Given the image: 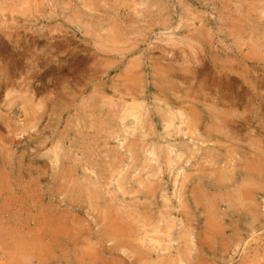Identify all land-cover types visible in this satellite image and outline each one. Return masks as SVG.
<instances>
[{
  "label": "rangeland",
  "instance_id": "374dc122",
  "mask_svg": "<svg viewBox=\"0 0 264 264\" xmlns=\"http://www.w3.org/2000/svg\"><path fill=\"white\" fill-rule=\"evenodd\" d=\"M263 98L264 0H0V264H264Z\"/></svg>",
  "mask_w": 264,
  "mask_h": 264
},
{
  "label": "bare ground",
  "instance_id": "6f19581e",
  "mask_svg": "<svg viewBox=\"0 0 264 264\" xmlns=\"http://www.w3.org/2000/svg\"><path fill=\"white\" fill-rule=\"evenodd\" d=\"M171 66H172V65H171ZM168 67H169V66H168ZM169 68L172 69L171 67H169ZM173 71H174V70H173ZM180 71H181V70H180ZM165 72H166V71H165ZM175 72H176V70H175ZM230 72H231V71H230ZM161 74H162V73H161ZM166 74H167V73H166ZM166 74H165V75H166ZM170 74H171V73H170ZM177 74H178V73H177ZM235 74H236V73H235ZM163 75H164V73H163ZM172 75H173V73H172L170 76H172ZM178 75H179V74H178ZM180 75H181V74H180ZM236 75H237V74H236ZM239 75H240V74H239ZM170 76H169V78H168L167 76H165V77L168 78V79H167L168 81L171 80V79H172V80L175 79L173 76H172L173 78H171ZM176 76H177V75H176ZM181 76L183 77V75H181ZM181 76H179V77H181ZM184 76H185V75H184ZM237 76H238V75H237ZM157 77H159V74H158ZM163 77H164V76H163ZM182 77H181V78H182ZM239 77H240L241 80H244V79H245V78H244V79L241 78L242 75H240ZM181 78H180V79H181ZM184 78H185V77H183V79H184ZM225 78H226V77H225ZM225 78H224V79H225ZM236 79H237V78H236ZM165 80H166V79H165ZM221 80H222V79H221ZM246 80H247V79H246ZM251 80H252V78H251ZM157 81H158V80H157ZM224 81H225V80H224ZM158 82L160 83V81H158ZM162 82H163V81H162ZM165 82H166V81H165ZM242 82L245 84L244 81H242ZM246 82H247V81H246ZM130 83H131V82H130ZM167 83H169L168 85H170V81L167 82ZM167 83H166V84H167ZM171 83H172V81H171ZM220 83H221V82H220ZM247 83H248V82H247ZM261 83H262V82H261ZM124 84H125V83H124ZM262 84H263V83H262ZM262 84H261V85H262ZM130 85H131V84H130ZM138 85H139V84H138ZM161 85H163V84L161 83ZM219 85H220V84H219ZM241 85H242V84H241ZM254 85H255V83H254ZM125 86H126V85H125ZM247 86H248V85H247ZM255 86H256V85H255ZM257 86L260 87L259 85H257ZM257 86H256V87H257ZM262 86H263V85H262ZM250 87H251V86H250ZM256 87H255V88H256ZM124 88H126V87H124ZM135 88H136V86H135ZM158 88H159V87H158ZM164 88H165V87H164ZM247 88H248V87H247ZM136 89H137V88H136ZM167 89H169L168 86H167ZM222 89H223V87H222ZM257 89H259V88H257ZM132 90H133V89H132ZM159 90H161V88H159ZM128 91H129V90H128ZM128 91H127V92H128ZM162 91H164V93H165L166 88H165L164 90H163V88H162ZM162 91H161V92H162ZM169 91L171 92V90H169ZM169 91L167 90L166 92L169 93ZM259 91H260V90H259ZM115 93H116V92H115ZM252 93H253V92H252ZM259 93H260V92H259ZM135 94H136V93H135ZM135 94H134V95H135ZM169 94L171 95V93H169ZM169 94H168V95H169ZM254 94H255V93H254ZM257 94H258V93H257ZM117 95H120V94L118 93ZM160 95H161V94H160ZM170 95H169V97H170ZM259 95H260V94H259ZM125 96H126V95H125ZM131 96H133V94H132ZM172 96H173V95H171V99L173 98ZM174 96H175V95H174ZM255 96H256V94H255ZM257 96H258V95H257ZM260 96H261V95H260ZM110 97H111V96H110ZM115 97H116V96H115ZM127 97H129V96H127ZM134 97H135V96H134ZM179 97H180V96H178L177 99H178ZM236 97H237V96H236ZM120 98H121V96H120ZM124 98H125V97H124ZM129 98H130V97H129ZM181 98H182V96H181ZM181 98H180V99H181ZM185 98H188V97H185ZM199 98H200V97H199ZM238 98H239V97H238ZM255 98H257V97H255ZM255 98H253V99L255 100ZM258 98H259V97H258ZM122 99H123V98H122ZM135 99H136V98H135ZM160 99H161V98H159V100H160ZM173 99H174V98H173ZM175 99H176V97H175ZM175 99H174V100H175ZM177 99H176V100H177ZM180 99L177 100L178 103H182L183 100H184V99H181L182 102H179ZM193 99H194V98H193ZM195 99H196V97H195ZM263 99H264V98H263ZM123 100H124V99H123ZM162 100L165 101V99H162ZM168 100H170V98H169ZM188 100H189V99H188ZM188 100H187V101H188ZM254 100H253V101H254ZM124 101H125V100H124ZM130 101H131V100H130ZM132 101H133V100H132ZM137 101H138V100H137ZM153 101H157V100H153ZM160 101H161V100H160ZM160 101L157 102V103L160 104ZM189 101L192 102V98H191ZM195 101H196V100H195ZM224 101H225V99H224ZM99 102H100V101H99ZM122 102H123V101H122ZM171 102H172V101H171ZM258 102H259V101H258ZM101 103H102V102H101ZM137 103H139V102H137ZM149 103H150V102H149ZM155 103H156V102H155ZM168 103H169V102H168ZM178 103L175 102V104H178ZM186 103H187V102H186ZM189 103H190V102H189ZM195 103H196V102H195ZM255 103H256V102H255ZM111 104H112V103H111ZM122 104H123V103H122ZM133 104H136V103L134 102ZM144 104H145V103H144ZM147 104H148V103H147ZM152 104H154V103H152ZM159 104H158V105H159ZM169 104H171V103H169ZM182 104H184V103H182ZM201 104H202V103H201ZM221 104H222V103H221ZM82 105H83V104H82ZM116 105H117V104H116ZM118 105H120V104H118ZM173 105H174V102H173ZM187 105H188V104H187ZM190 105H191V104H190ZM95 106H96V105H95ZM123 106H126V108L128 107L127 105H123ZM132 106H133V105H132ZM132 106H131L130 108H132ZM152 106H153V105H152ZM178 106H179V105H178ZM188 106H189V105H188ZM188 106H187V107H188ZM193 106L197 107L198 105L196 106V105L193 104ZM204 106H206V105H204ZM257 106H258V105H257ZM260 106H261V103H260ZM106 107H107V106H106ZM118 107H119V106H118ZM120 107H121V105H120ZM120 107H119V109H120ZM157 107H158V106H157ZM179 107H180V106H179ZM191 107H192V105H191ZM198 107H199V106H198ZM82 108H84V107H82ZM108 108H109V107H108ZM144 108H146V106H145ZM185 108H186V107H185ZM207 108H210V107H207ZM112 109H113V108H112ZM123 109H124V108L122 107L121 110L123 111ZM175 109H176V107H175ZM189 109H190V107H189ZM195 109H196V108H195ZM259 109H260V108H259ZM82 110H83V109H82ZM106 110H107V108H106ZM106 110H105V111H106ZM109 110H110V109H109ZM114 110H115V109H114ZM114 110H112V111H114ZM124 110H125V109H124ZM134 110H135V109H134ZM160 110H161V109H160ZM190 110H191V109H190ZM202 110H203V109H202ZM125 111H126V110H125ZM127 111H128V110H127ZM196 111L198 112V110H196ZM261 111H262V110H261ZM117 112H119V110H117ZM163 112H164V111H163ZM181 112H182V111H181ZM181 112H180V114H181ZM213 112H214V111H213ZM111 113H113V112H111ZM124 113H125V112H123V114H124ZM187 113H190L189 110L187 111ZM187 113H185V115H186ZM191 113H192V112H191ZM119 114H120V113H119ZM133 114H134V112H133V110L131 109V111H129V114H128L127 116H129V115L132 116ZM162 114H163V113H162ZM178 114H179V113H178ZM83 115H84V114H83ZM117 115H118V114H117ZM141 115H142V113H141ZM201 115H202V114H201ZM114 116H115V115H114ZM114 116H113V118H114ZM118 116H119V115H118ZM122 116H123V115H122ZM151 116H153V115L151 114ZM172 116H173V114H172ZM175 116H176V115H175ZM187 116H188V115H187ZM198 116H199V115H198ZM260 116H261V115H260ZM263 116H264V115H263ZM78 117H79V116H78ZM80 117H81V116H80ZM86 117H88V116H86ZM86 117L84 116V118H82V117H81V118H82V120L85 121V119H89V118H86ZM109 117H111V115H110ZM109 117H107V118H109ZM116 117H117V116H116ZM173 117H174V116H173ZM192 117H194V115H193ZM133 118H134V117H133ZM135 118H138V119H139V116H136ZM189 118H191V117H189ZM210 118H211V117H210ZM191 119H192V118H191ZM200 119H201V118H200ZM82 120H81V121H82ZM93 120H95V119H93ZM114 120H115V119H114ZM118 120H119V119H118ZM118 120H117V121H118ZM124 120H125V117H123V118L121 119V121H124ZM156 120H157V119H156ZM194 120H195V119H194ZM197 120H199V119H197ZM96 121H97V120H95V121H93V122L96 123ZM139 121H140V120H139ZM165 121H166V120H165ZM86 122H89V121L86 120ZM86 122H84V124L81 123V125L85 126V123H86ZM90 122H91V120H90ZM124 122H126V121H124ZM172 122H173V121H171V123H170L169 125H167V127H166V129H165L166 131L172 126ZM176 122H177V121H176ZM182 122H183V120H182ZM113 123H116V122L113 121ZM121 123H123V122H120V124H121ZM146 123H147V122H146ZM154 123H155V121H154ZM164 123H165V122H164ZM229 123H230V122H229ZM87 124H88V123H87ZM110 124L113 125L112 123H110ZM176 124H177V123H176ZM182 124H183V123H182ZM187 124H188V123H187ZM189 124H190V123H189ZM217 124H218V123H217ZM227 124H228V123H227ZM230 124H231V123H230ZM94 125H95V124H94ZM183 125H184V124H183ZM228 125H229V124H228ZM88 126H89V125H88ZM114 126H115V125H114ZM114 126H113V128H114ZM119 126H120V125H119ZM121 126H123V125H121ZM177 126H178V125H177ZM188 126H189L190 128H192V125H191V126L188 125ZM188 126L186 125L185 127H188ZM197 126H198V125H197ZM220 126L222 127V125H220ZM86 127H87V126H86ZM111 127H112V126H111ZM117 127H118V126H117ZM130 127H131V126H130ZM158 127H159V126H158ZM230 127H231V126H230ZM90 128H92V127L90 126ZM93 128L97 129V127H95V126H93ZM113 128H112V129H113ZM115 128H116V127H115ZM120 128H121V127H120ZM140 128H141V127H140ZM78 129H79V127H78ZM107 129L110 130L111 128H110V129L107 128ZM126 129H127V128H126ZM126 129H122V128H121V131L124 130V132H126V131H125ZM130 129H131V128H130ZM130 129H129V130H130ZM182 129H183V128H182ZM188 129H189V128H188ZM83 130H84V129H83ZM85 130H86V128H85ZM87 130H88V127H87ZM87 130H86V132H87ZM129 130H128V131H129ZM141 130L143 131V129H141ZM177 130H178V128H177ZM211 130H212V129H211ZM78 131L80 132L81 130H78ZM89 131L91 132V130H89ZM97 131H99V130H96V132H97ZM115 131H116V130H115ZM119 131H120V129H119ZM131 131H132V130H131ZM131 131L128 132V133H132V135H133V132H131ZM136 131H137V130H136ZM142 131H141V133H142ZM181 131H182V130H181ZM183 131H184V129H183ZM188 131H192V129H189ZM79 132H78V133H79ZM81 132H82V131H81ZM81 132H80V134H81ZM110 132L114 134V130H113V132H112V131H110ZM124 132H120V133H123V134H124ZM139 132H140V131H139ZM83 133H85V132L83 131ZM135 133H136V132H135ZM141 133H139V134H141ZM174 133H176V132L174 131ZM177 133H178V131H177ZM216 133H217V132H216ZM88 134H89V133H88ZM102 134H103V133H102ZM104 134H105V133H104ZM104 134H103V135H104ZM106 134H107V133H106ZM106 134H105V138H106L107 136H109V135H106ZM108 134H109V132H108ZM185 134H186V133H185ZM85 135H86V134H84V137H85ZM93 135H94V134H93ZM97 135H98V134H97ZM100 135H101V134H100ZM103 135H102V136H103ZM117 135H118V134H117ZM121 135H122V134H120V136H121ZM124 135H127V134H124ZM124 135H123V136H124ZM145 135H146V134H145ZM158 135H159V132H158ZM163 135H164V134H163ZM192 135H193V134H192ZM213 135H214V134H213ZM82 136H83V135H82ZM98 136H99V135H98ZM102 136L100 137V139L102 138ZM113 136H114V135H113ZM115 136H116V135H115ZM120 136H119V138L121 139ZM127 136L129 137V135H127ZM137 136H138V135H137ZM165 136H166V135H165ZM208 136L210 137V135H208ZM214 136H215V135H214ZM217 136H218V135H217ZM103 137H104V136H103ZM110 137H112V136H109V138H110ZM141 137H142V136H141ZM176 137H178V136H176ZM81 138H82V137H81ZM109 138H108V139L106 138V139H107V140H110ZM123 138H125V136H124ZM123 138H122V139H123ZM129 138H130V137H129ZM165 138H166V137H165ZM172 138H175V137L173 136ZM190 138H192V137H190ZM190 138H188V139H190ZM211 138H212V137H211ZM77 139H79V138H77ZM112 139H113V138H112ZM114 139H115V138H114ZM120 139H119V140H120ZM133 139H134V138H133ZM167 139H168V138H167ZM170 139H171V138H170ZM194 139H195V138H194ZM209 139H210V138H209ZM103 140H104V139H103ZM107 140H105V141H107ZM115 140L117 141V139H115ZM125 140H126V139H125ZM127 140H128V139H127ZM127 140H126V142H127ZM129 140H130V139H129ZM129 140H128V142H129ZM134 140H135V139H134ZM161 140H162V139H161ZM180 140H181V138H180ZM206 140H208V139H206ZM142 141H143V140H142ZM142 141H141V142H142ZM163 141H164V140H163ZM194 141H195V140H194ZM199 141H200V140H199ZM97 142H98V141H97ZM97 142L95 141V143H97ZM107 142H108V141H107ZM113 142H114V141H113ZM124 142H125V141H124ZM131 143H133V142H131ZM163 143H164V142H163ZM78 144H79V143H78ZM104 144H105V143H102L103 146H104ZM110 144H111V142H110ZM142 144H143V143H142ZM144 144H145V143H144ZM151 144H152V143H151ZM85 145H87V144H85ZM108 145H109V144H108ZM108 145H107V147H108ZM111 145H113V144H111ZM111 145H110V146H111ZM123 145H124V144H123ZM123 145H122V147H123ZM126 145H128V144L126 143ZM129 145H130V144H129ZM134 145H135V144H134ZM134 145H133V146H134ZM158 145H159V144H158ZM82 146H83V145H82ZM91 146H92V145H91ZM97 146H98V143H97L96 147H97ZM99 146H100V145H99ZM114 146H116V145H114ZM118 146H119V145H118ZM163 146H164V145H163ZM165 146H166V144H165ZM87 147H88V146H87ZM94 147H95V145H94ZM96 147H95V148H96ZM111 147H113V146H111ZM111 147H108V148L111 149ZM116 147H117V146H116ZM124 147H125V146H124ZM144 147H145V146H144ZM6 148H7V147H6ZM88 148H89V147H88ZM98 148H99V147H98ZM98 148H97V149H98ZM101 148H103V147L101 146ZM105 148H106V147H104V149H105ZM134 148H135V147H134ZM134 148H133V149H134ZM142 148H143V147H142ZM147 148H148V147H147ZM154 148H155V147H154ZM160 148H161V147H160ZM164 148H166V147H164ZM183 148H184V146H183ZM185 148H186V147H185ZM0 149H1V148H0ZM3 149H5V148H3ZM81 149H82V148H81ZM91 149H93V148H91ZM91 149H90V152H91ZM117 149H118V148H117ZM124 149H125V148H124ZM128 149H129V148H128ZM144 149H146V147H145ZM155 149H156V148H155ZM181 149H182V148H181ZM7 150H8V149H7ZM82 150H83V149H82ZM85 150H86V149H85ZM85 150H84V151H85ZM98 150H99V149H98ZM113 150H114V149H113ZM113 150H112V151H113ZM137 150H138V149H137ZM153 150H154V149H153ZM159 150H160V149H159ZM86 151H87V150H86ZM101 151H102V150H101ZM104 151L107 152L106 149H105ZM116 151H117V150H116ZM127 151H128V150H127ZM140 151H142V150H140ZM140 151H139V153H140ZM143 151H144V150H143ZM145 151H146V150H145ZM145 151H144V152H145ZM147 151H148V150H147ZM186 151H187V150H186ZM211 151H212V150H211ZM3 152H4V150H3ZM5 152H6V151H5ZM118 152H120V150H118ZM149 152H150V151H149ZM156 152H158V151H156ZM162 152H163V151H162ZM0 153H1V152H0ZM52 153H53V152H52ZM94 153H95V152H94ZM103 153H104L105 155L108 154V153H105V152H103ZM109 153H110V152H109ZM115 153H116V152H115ZM146 153H147V152H146ZM212 153H213V152H212ZM83 154H84V153H83ZM91 154H92V153H91ZM113 154H114V152H113ZM113 154H112V155H113ZM117 154H118V153H117ZM124 154H125V153H123L122 156H123ZM130 154H132V153H130ZM142 154H143V153H142ZM159 154H160V153H159ZM186 154L188 155V153H186ZM85 155H86V154H85ZM96 155H97V154H96ZM105 155H104V156H105ZM133 155H134V154H133ZM135 155H136V156H135ZM135 155H134V157H135V159H136V157L139 156L140 154H139V155L135 154ZM143 155H144V154H143ZM207 155H208V154H207ZM212 155H213V154H212ZM219 155H220V153H219ZM221 155H222V154H221ZM262 155H263V154H261V156H262ZM8 156H9V155H8ZM97 156H98V155H97ZM113 156H114V155H113ZM113 156H112V158L115 157V156H114V157H113ZM119 156H120V155H119ZM145 156H146V155H145ZM181 156H183V155H181ZM188 156H189V155H188ZM216 156H217V155H216ZM255 156H258V155H255ZM255 156H254V157H255ZM263 156H264V155H263ZM107 157H108V155H107ZM160 157H161V156H160ZM160 157H158V158H160ZM193 157H194V156H193ZM227 157H228V156H227ZM1 158H2V157H0V159H1ZM99 158H100V157H99ZM108 158H109V157H108ZM123 158H124V157H123ZM142 158H143V157H142ZM206 158H207V157H206ZM255 158L257 159L258 157H255ZM5 159H6V161H7L8 158L5 157ZM86 159H87V158H86ZM86 159H85V160H86ZM109 159H110V158H109ZM117 159H119V158H117ZM138 159H139V158H138ZM208 159L210 160V158H208ZM218 159H219V157H218ZM115 160H116V159H115ZM145 160H147V159H145ZM212 160L214 161V159H212ZM6 161H5V162H6ZM91 161H92V160H91ZM95 161L98 162L96 159H95ZM99 161H100V160H99ZM113 161H114V160H113ZM116 161H117V160H116ZM120 161H121V159H120ZM134 161H135V160H134ZM137 161H138V163L140 164V161H141V160H140V161L137 160ZM247 161H248V160H247ZM249 161H251V160H249ZM249 161H248V162H249ZM257 161H258V160H257ZM85 162H86V161H85ZM87 162H88V161H87ZM87 162H86V163H87ZM101 162H102V161H101ZM106 162H107V161H106ZM111 162H112V160H111ZM121 162H123V161H121ZM210 162H211V161H210ZM228 162H229V161H228ZM248 162H247V163H248ZM10 163H11V162H10ZM88 163H89V162H88ZM102 163L104 164V162H102ZM109 163H110V162H109ZM135 163H136V162H135ZM148 163H149V162H148ZM148 163H147V164H148ZM161 163H162V162H161ZM171 163H172V162H171ZM179 163H180V162H179ZM207 163H208V162H207ZM214 163H215V162H213V164H214ZM249 163H250V162H249ZM249 163H248V165H249ZM253 163L257 164L256 161L253 162ZM260 163H261V162H260ZM260 163H259V164H260ZM263 163H264V162H263ZM94 164H95V162H94ZM105 164H106V163H105ZM112 164H113V163H112ZM122 164H123V163H122ZM168 164H169V163H168ZM176 164H177V163H175V165H176ZM213 164H212V165H213ZM218 164H219V163H218ZM218 164H216V165H218ZM231 164H233V163H231ZM255 164H254V165H255ZM4 165H5V164H4ZM7 165H9L8 162H7ZM109 165H110V167H112L111 163H110ZM144 165H145V164H144ZM161 165H162V164H161ZM161 165H160V166H161ZM170 165H173V164H170ZM214 165H215V164H214ZM244 165H246V164L244 163ZM9 166H10V165H9ZM92 166H93V163H92ZM113 166H114V165H113ZM150 166H151V165H150ZM179 166L181 167V164H180ZM179 166H178V167H179ZM4 167H5V166H4ZM89 167H90V166H89ZM106 167H107V166H106ZM119 167H120V166H119ZM142 167H144V166H142ZM151 167H153V166H151ZM164 167H165V165H164ZM233 167H234V166H233ZM246 167H247V165H246ZM248 167H249V169H250V166H248ZM254 167H256V166H254ZM93 168H95V167L93 166ZM112 168H113V167H112ZM112 168H111V169H112ZM115 168H116V167H115ZM120 168H121V167H120ZM123 168H124V167H123ZM135 168L137 169L138 167L135 166ZM158 168H159V167H158ZM161 168H163V167H161ZM204 168H205V171H207V170H206V167H204ZM214 168H215V167H214ZM216 168H218V167H216ZM219 168H221V167H219ZM223 168H224V167H223ZM223 168H222V169H223ZM242 168H244V167H242ZM242 168H241V170H242ZM262 168H263V167H262ZM8 169H9V168H8ZM98 169H99V167H98ZM108 169H109V168H108ZM111 169H109V170L111 171ZM116 169H117V168H116ZM142 169H143V168H142ZM146 169H147V168H146ZM154 169H155V167H154ZM224 169L227 170V171L229 172V170H228L226 167H225ZM224 169H223V170H224ZM251 169H252V168H251ZM259 169L261 170V167H260ZM3 170H4V169H3ZM15 170H16V169H15ZM92 170H93V169H92ZM99 170H100V169H99ZM113 170H114V169H113ZM148 170L150 171L151 169H148ZM168 170H169V169H168ZM223 170H222V171H223ZM0 171H1V170H0ZM110 171H109V172H110ZM117 171H119V170H117ZM120 171H121V170H120ZM149 171H148V172H149ZM194 171H195V170H194ZM198 171H201V169H199ZM216 171H219V170H216ZM220 171H221V170H220ZM227 171H225V172H227ZM244 171H245V170H244ZM244 171H243V172H244ZM255 171H256V170H255ZM258 171H259V170H258ZM99 172H101V171H99ZM104 172H106V171H104ZM122 172H123V171H122ZM162 172H163V171H162ZM164 172H165V170H164ZM202 172H203V171H202ZM225 172H224V173H225ZM228 172H227V173H228ZM5 173H6V171H5ZM86 173H87V172H86ZM91 173H92V172H91ZM106 173H107V172H106ZM153 173H154V172H153ZM155 173H157V170L155 171ZM195 173H196V172H195ZM227 173H226V174H227ZM254 173H255V172H254ZM97 174H99V173H97ZM97 174H96V175H97ZM185 174H186V173H185ZM192 174H193V173H192ZM208 174H210V173H207V175H208ZM211 174H212V173H211ZM245 174H246V172H245ZM93 175H94V174H93ZM93 175H92V176H93ZM111 175H112V174H111ZM116 175H117V174H116ZM149 175H150V177H151L153 174L151 175V174L149 173ZM181 175H182V174H181ZM204 175H206V173H204ZM218 175H219V174H218ZM242 175H243V174H242ZM262 175H263V174H262ZM102 176H103V175H102ZM118 176H119V175H118ZM129 176H130V175H129ZM147 176H148V173H147ZM162 176H163V175H162ZM221 176H223V175H221ZM244 176H245V175H244ZM244 176H243V177H244ZM254 176H255V175H254ZM87 177H88V176H87ZM94 177H95V176H94ZM111 177H112V176H111ZM111 177H110V178H111ZM157 177H158V176H157ZM160 177H161V176H160ZM184 177H185V176H184ZM194 177H195V176H194ZM201 177H202V179H203V177H205V176L202 175ZM217 177H218V176H217ZM248 177H250V176H248ZM89 178H90V177H89ZM89 178H88V179H89ZM95 178H96V177H95ZM98 178H99V175H98ZM102 178L104 179V177H102ZM102 178H101V179H102ZM110 178H109V179H110ZM120 178H121V174H120ZM120 178L118 177L117 179L119 180ZM155 178H156V177H155ZM158 178H159V177H158ZM185 178H186V177H185ZM192 178H193V176H192ZM192 178H191V179H192ZM206 178H207V177H206ZM209 178H210V177H209ZM212 178H213V177H212ZM225 178H226V177H224V179H225ZM255 178H256V177H255ZM86 179H87V178H86ZM86 179H85V180H86ZM91 179H92V178H91ZM109 179L107 178L106 180H109ZM123 179H125V178L123 177ZM161 179H162V178H161ZM207 179H208V178H207ZM224 179H222V180H224ZM242 179H243V178H242ZM252 179H253V178H252ZM257 179H258V178H257ZM261 179H262V177H261ZM39 180H40V178H39ZM89 180H90V179H89ZM97 180H98V179H97ZM106 180H105V181H106ZM113 180H114V178H113ZM113 180H112V182H113ZM125 180H127V179H125ZM149 180H150V179H149ZM159 180H160V179H159ZM162 180H163V179H162ZM187 180H188V179H187ZM193 180H194V179H193ZM209 180H212V179H209ZM254 180H255V179H254ZM37 181H38V180H37ZM91 181H92V180H91ZM98 181H99V180H98ZM105 181H104V182H105ZM146 181H147V180H146ZM153 181H154V180H153ZM163 181H164V180H163ZM185 181H186V180H184V183H185ZM199 181H200V180H199ZM226 181H227V180H226ZM230 181H231V180H230ZM259 181H260V180H259ZM263 181H264V180H263ZM182 182H183V181H182ZM187 182H188V181H187ZM187 182H186V183H187ZM201 182H202V181H201ZM212 182H213V181H212ZM221 182H222V181H221ZM224 182H225V180H224L222 183H224ZM233 182H234V181H233ZM248 182H249V181H248ZM251 182H252V181H251ZM82 183H83V182H82ZM91 183H92V182H91ZM93 183H95V182H93ZM115 183L117 184V182H115ZM118 183H119V182H118ZM122 183H123V182H122ZM124 183H125V182H124ZM145 183H146V182H145ZM184 183H183V184H184ZM193 183H194V182H193ZM209 183H210V181H209ZM225 183H226V182H225ZM230 183H232V182H230ZM234 183H235V182H234ZM243 183H244V182H243ZM262 183H264V182H262ZM38 184H40V183H38ZM83 184H85V182H84ZM99 184H100V183H99ZM161 184H162V182H161ZM196 184H197V183H196ZM196 184H195V185H196ZM213 184H214V183H213ZM94 185H95V184H94ZM104 185H105V184H104ZM104 185H103V186H104ZM123 185H124V184H123ZM149 185H150V184H149ZM207 185H208V184H207ZM211 185H212V184H211ZM222 185H223V184H222ZM222 185H221V186H222ZM227 185H229V184H227ZM227 185H226V186H227ZM231 185H233V184H231ZM239 185H240V184H239ZM261 185H263V184H261ZM99 186H100V185H99ZM99 186H98V187H99ZM105 186H106V185H105ZM160 186H161V185H160ZM182 186H183V185H182ZM184 186H185V185H184ZM187 186H188V184H187ZM192 186H194V184H193ZM204 186H205V185H204ZM217 186H218V184H217ZM217 186H216V190H217ZM224 186H225V185H224ZM229 186H230V185H229ZM247 186H248V184H247ZM259 186H260V185H259ZM263 186H264V185H263ZM263 186H262V187H263ZM16 187H17V186H16ZM18 187H19V186H18ZM87 187H88V185H87ZM90 187H91V186H90ZM90 187H89V188H90ZM94 187H95V186H94ZM94 187H93V188H94ZM120 187H121V185H120ZM124 187H125V186H124ZM124 187H123V188H124ZM126 187H128V186H126ZM147 187H148V186H147ZM197 187L202 188V187H200V186H198V185H197ZM197 187H196V188H197ZM214 187H215V186H214ZM222 187H223V186H222ZM248 187H250V185H249ZM13 188H14V187H13ZM77 188H78V187H77ZM83 188H84V187H83ZM109 188H110V187H109ZM148 188H149V187H148ZM181 188H182V187H181ZM192 188H193V187H192ZM229 188H230V187H229ZM252 188H253V186H252ZM20 189H21V188H20ZM80 189H82V188H80ZM84 189H85V188H84ZM101 189H102V188H101ZM184 189H185V188H184ZM193 189H195V188H193ZM202 189H203V188H202ZM206 189H207V188H206ZM223 189H224V188H223ZM244 189H245V188H244ZM246 189H247V188H246ZM261 189H263V188H261ZM75 190H76V189H75ZM87 190H89V189H87ZM97 190H98V188H97ZM97 190H96V192H97ZM105 190H106V189H105ZM107 190L109 191V189H107ZM122 190H124V189H122ZM125 190H126V189H125ZM178 190H180V189H178ZM204 190H205V189H204ZM85 191H86V190H85ZM90 191H91V190H90ZM157 191H159V188H158ZM191 191H192V190H191ZM205 191H206V190H205ZM205 191H204V192H205ZM219 191H221V190H219ZM223 191H224V190H223ZM242 191H243V190H242ZM5 192H6V191H5ZM14 192H15V191H14ZM77 192H78V191H77ZM77 192H75L76 195H77ZM96 192H94V193H96ZM99 192H100V191H99ZM104 192H105V191H104ZM120 192H121V191H120ZM179 192H180V191H179ZM201 192H202V190H201ZM201 192L199 191L200 194H202ZM227 192H228V191H227ZM231 192H233V191H231ZM234 192H236V189H235ZM248 192H249V191H248ZM18 193H19V192H18ZM20 193H21V192H20ZM27 193H28V192H27ZM83 193H84V192H83ZM90 193H91V192H90ZM109 193H110V192H109ZM128 193H129V192H128ZM159 193H160V192H159ZM206 193H208V192H206ZM228 193H229V195L232 194V193H230V192H228ZM236 193H237V192H236ZM252 193H253V192H252ZM25 194H26V193H25ZM80 194H82V193H80ZM98 194H99V193H98ZM117 194H118V193H117ZM126 194H127V193H126ZM130 194H131V193H130ZM145 194H146V193H145ZM185 194H186V193H185ZM193 194H194V193H193ZM200 194H199V195H200ZM7 195H8V194H7ZM11 195H12V194H11ZM17 195H18V194H17ZM21 195L23 196V194H21ZM74 195H75V194H74ZM84 195H85V194H84ZM101 195H102V194H101ZM104 195H105V193H104ZM109 195H110V194H109ZM127 195H128V194H127ZM147 195H148V194H147ZM156 195H157V194H156ZM206 195H207V194H205V196H206ZM227 195H228V194H226V198H229V196L227 197ZM233 195H234V193H233ZM251 195H252V194H251ZM36 196H37V195H36ZM79 196H80V195H79ZM81 196H82V195H81ZM81 196H80V197H81ZM110 196H112V195H110ZM181 196L183 197V194H182ZM192 196L195 197L194 195H192ZM252 196H253V195H252ZM255 196H257V195H255ZM80 197H78V198H80ZM83 197H84V196H83ZM99 197H100V196H99ZM102 197H103V195H102ZM115 197H116V196H115ZM119 197H120V196H119ZM223 197H224V196H223ZM223 197H222V198H223ZM238 197H239V195H238ZM243 197H244V196H243ZM104 198H105V197H104ZM107 198H108V196H107ZM127 198H128V197H127ZM205 198H206V197H205ZM208 198H209V197H208ZM219 198H220V197H219ZM11 199H12V198H11ZM34 199H35V198H34ZM97 199H98V198H97ZM183 199H184V198H183ZM206 199H207V198H206ZM206 199H205V200H206ZM217 199H218V198H217ZM234 199H236V198H234ZM244 199H245V198H244ZM257 199H258V198H257ZM95 200H96V199H95ZM99 200H100V198H99ZM125 200H126V199H125ZM196 200H197V199H196ZM199 200H200V199H199ZM225 200H226V199H225ZM225 200H224V201H225ZM240 200H241V199H240ZM254 200H255V199H254ZM254 200H253V201H254ZM127 201H128V200H127ZM220 201H221V200H220ZM7 202H8V201H7ZM96 202H97V201H96ZM113 202H114V201H113ZM117 202H118V201H117ZM128 202H129V201H128ZM178 202H179V201H178ZM191 202H192V201H191ZM222 202H223V201H222ZM232 202H233V201H232ZM244 202H245V201H244ZM106 203H107V202H106ZM110 203H111V202H110ZM115 203H116V201H115ZM126 203H127V202H126ZM166 203H167V202H166ZM182 203H183V205H184V201H183ZM225 203H226V202H224V204H225ZM238 203L240 204V202H238ZM238 203H237V204H238ZM15 204H17V203H15ZM24 204H25V203H24ZM101 204H102V203H101ZM108 204H109V203H108ZM127 204H128V203H127ZM129 204H130V203H129ZM180 204H181V203H180ZM194 204H195V203H194ZM211 204H212V203H211ZM220 204L223 206V203H220ZM230 204H231V203H230ZM246 204H247V203H246ZM10 205H11V204H10ZM22 205H23V204H22ZM99 205H100V204H99ZM123 205H124V203H123ZM186 205H187V204H186ZM198 205H199V204H198ZM207 205H208V204H206V206H207ZM215 205H217V204L215 203ZM232 205H233V204H232ZM235 205H236V204H235ZM243 205H244V204H243ZM258 205H259V204H258ZM262 205H263V204H262ZM11 206H12V205H11ZM19 206H20V205H19ZM111 206H112V205H111ZM118 206H119V205H118ZM131 206H132V205H131ZM226 206H228V205H226ZM229 206H230V205H229ZM233 206H234V205H233ZM237 206H238V205H237ZM237 206H236V207H237ZM123 207H124V206H123ZM180 207H181V206H180ZM199 207H200V206H199ZM210 207H211V206H210ZM215 207H216V206H215ZM215 207H214V208H215ZM239 207H240V206H239ZM243 207H244V206H243ZM245 207H246V206H245ZM245 207H244V209H245ZM249 207H250V206H249ZM125 208H126V207H125ZM144 208H145V207H144ZM207 208H208V207H207ZM223 208H224V207H223ZM23 209H24V208H23ZM113 209H114V208H113ZM120 209H123V208L120 207ZM133 209H134V208H133ZM153 209H154V208H153ZM170 209L172 210V208H170ZM210 209H211V208H210ZM219 209H220V208H219ZM240 209H241V208H240ZM246 209H247V208H246ZM254 209H255V208H254ZM14 210H15V209H14ZM21 210H22V209H21ZM124 210H125V209H124ZM126 210H127V209H126ZM162 210H163V209H162ZM162 210H161V211H162ZM171 210H170V211H171ZM197 210H198V208H197ZM203 210H204V209H203ZM224 210H225V212L227 211L226 209H224ZM228 210H229V209H228ZM237 210H238V209H237ZM25 211H26V210H25ZM40 211H41V210H40ZM122 211H123V210H122ZM128 211H130V209H128ZM166 211H167V210H166ZM185 211H186V210H185ZM185 211H184V212H185ZM199 211H200V210H199ZM204 211H205V210H204ZM214 211H215V210H214ZM240 211H241V210H240ZM240 211H239V212H240ZM261 211H262V210H261ZM116 212H117V211H116ZM134 212H135V211H134ZM155 212H157V211H155ZM172 212H173V211H172ZM177 212H178V211H177ZM208 212H209V211H208ZM211 212H212V211H211ZM225 212H224V213H225ZM227 212H228V211H227ZM227 212H226V214H227ZM248 212H249V211H248ZM255 212H256V211H255ZM114 213H115V212H114ZM118 213H119V212H118ZM135 213H136V212H135ZM158 213L163 214L164 211H163V213H162V212H158ZM185 213H186V212H185ZM187 213H188V212H187ZM221 213H223V211H222ZM224 213H223V214H224ZM240 213H242V212H240ZM244 213H245V212H244ZM246 213H247V212H246ZM0 214H1V213H0ZM115 214H116V213H115ZM120 214H121V213H120ZM167 214H168V213H167ZM170 214H171V213H170ZM210 214H211V213H210ZM216 214H217V213H215V215H216ZM228 214H229V213H228ZM242 214H243V213H242ZM253 214H254V213H253ZM116 215H117V214H116ZM134 215H135V214H134ZM168 215H169V214H168ZM179 215H181V213H180ZM182 215H183V212H182ZM217 215H218V214H217ZM224 215H225V214H224ZM234 215H235V213H234ZM236 215H237V214H236ZM246 215H247V214H246ZM251 215H252V214H251ZM38 216L40 217V215H38ZM137 216H138V215H137ZM184 216H186V215H184ZM227 216H228V215H227ZM243 216H244V215H243ZM11 217H13V216H11ZM41 217H42V216H41ZM104 217L106 218V216H104ZM115 217H116V216H115ZM120 217H121V216H120ZM122 217H123V216H122ZM122 217H121V218H122ZM130 217H131V216H130ZM134 217H135V216H134ZM141 217H142V216H141ZM154 217L156 218L157 216H154ZM154 217H152V218H154ZM158 217H160V216H158ZM158 217H157V219H158ZM170 217H171V216H170ZM172 217H173V216H172ZM177 217H178V216H177ZM207 217H208V214H207ZM210 217H211V216H210ZM219 217H221V216H219ZM237 217H238V216H237ZM247 217H248V216H247ZM251 217H253V216H251ZM255 217H256V215H255ZM255 217H254V218H255ZM258 217H260V216H258ZM14 218H15V217H14ZM42 218H44V217H42ZM126 218H127V217H126ZM142 218H143V217H142ZM155 218H154V219H155ZM168 218H169V217H168ZM175 218H176V217H175ZM175 218H174V219H175ZM179 218H180V217H179ZM203 218H204V217H203ZM221 218H225V217H221ZM229 218H230V217H229ZM260 218H262V217H260ZM108 219H109V218H108ZM160 219H161V218H160ZM187 219H188V218H187ZM249 219H250V218H249ZM4 220H5V218H4ZM11 220H12V219H11ZM133 220H134V219H133ZM133 220H131V221H133ZM140 220L142 221V219H140ZM147 220H148V219H147ZM147 220L145 219V221H147ZM155 220H156V219H155ZM212 220H213V219H212ZM218 220H219V219H218ZM218 220H217V224H216V225H218V222L220 221V220H219V221H218ZM221 220H222V219H221ZM224 220H225V219H224ZM256 220H257V218H256ZM260 220H262V219H260ZM18 221H19V220H18ZM36 221H37V220H36ZM38 221H39V220H38ZM46 221H48V220H46ZM54 221H56V220H54ZM54 221H53V222H54ZM57 221H58V220H57ZM111 221H112V219H111ZM150 221H152V220H150ZM157 221H158V220H157ZM160 221H161V220H160ZM160 221H159V222H160ZM168 221H169V220H168ZM168 221L166 222V224L168 223ZM190 221H191V220H190ZM250 221H251V219H250ZM19 222H20V221H19ZM119 222H120V221H119ZM134 222H135V221H134ZM161 222H162V221H161ZM213 222H214V221H213ZM256 222H257V221H256ZM256 222H255V223H256ZM5 223H6V222H5ZM14 223H15V222H14ZM16 223H17V222H16ZM38 223H39V222H38ZM113 223H114V222H113ZM120 223H121V222H120ZM120 223H119V224H120ZM125 223L127 224L128 222L125 220ZM125 223H124V224H125ZM131 223H132V222H131ZM154 223H155V222H154ZM175 223H176V221H175ZM250 223H251V222H250ZM42 224H43V223H42ZM51 224H52V223H51ZM57 224H59V223H57ZM134 224H135V223H134ZM159 224H160V223H159ZM163 224H164V225H163ZM163 224H162V225L165 226V223H163ZM168 224H169V223H168ZM180 224H181V223H180ZM220 224H221V222H220ZM222 224H223V223H222ZM258 224H259V223H258ZM0 225H1V224H0ZM3 225H4V224H3ZM6 225H7V224H6ZM15 225H16V224H15ZM15 225H14V226H15ZM23 225H24V224H23ZM116 225H117V222H116ZM116 225H115V226H116ZM121 225H123V223H122ZM131 225L134 226L133 223H132ZM135 225H136V224H135ZM137 225H138V224H137ZM142 225H143V224H142ZM147 225H149V224H147ZM170 225H171V222H170ZM177 225H178V223H177ZM208 225H209V224H208ZM240 225H241V224H240ZM252 225H255V224L253 223ZM9 226H10V224H9ZM19 226H21V225H19ZM43 226H44V225H43ZM57 226H59V225H57ZM107 226H108V225H107ZM111 226H113V225H111ZM117 226H118V225H117ZM117 226H116L115 228H113V229H114V230H115V229L118 230V227H117ZM132 226H130V227L132 228ZM144 226H145V225H144ZM171 226H172V225H171ZM173 226H174V225H173ZM184 226H185V225H184ZM218 226L220 227V225H218ZM222 226H223V225H222ZM222 226H221V227H222ZM6 227H7V226H6ZM100 227H101V226H100ZM105 227H106V226H105ZM108 227H109V226H108ZM126 227H127V226H126ZM139 227H140V226H139ZM150 227H154V226H153V225H150ZM210 227H211V226H210ZM210 227H209V228H210ZM225 227H226V226H225ZM243 227H244V226H243ZM252 227H253V226H252ZM20 228H21V227H20ZM27 228H28V227H27ZM134 228H135V227H134ZM134 228H132V230H133ZM140 228H142V226H141ZM145 228H146V226H145ZM154 228H155V227H154ZM154 228H153V230L155 231ZM166 228H167V226H166ZM166 228H165V229H166ZM254 228H255V227H254ZM263 228H264V227H263ZM7 229H8V228H7ZM14 229H15V228H14ZM29 229H30V228H29ZM47 229H48V228H47ZM55 229H56V227H55ZM113 229H112V230H113ZM127 229H128V227H127ZM135 229L137 230V228H135ZM146 229H148V228H146ZM182 229H183V228H182ZM184 229H185V228H184ZM248 229H249V227H248ZM251 229H252V228H251ZM256 229H257V228H256ZM256 229H254V230L256 231ZM21 230H22V229H21ZM48 230H49V229H48ZM84 230H85V229H84ZM104 230H109V229H107V227H106V229H104ZM114 230H113V233H114ZM136 230H135V231H136ZM138 230H139V229H138ZM150 230H151V228H150ZM150 230L148 229V230H145V231H150ZM156 230H157V229H156ZM168 230H169V228H168ZM246 230H247V229H246ZM0 231H1V230H0ZM17 231H18V230H17ZM19 231H20V230H19ZM19 231H18V233H19ZM110 231H111V228H110ZM118 231H119V230H118ZM118 231H117V232H118ZM140 231H143V229L140 230ZM216 231H217V230H216ZM23 232H24V230H23ZM150 232H151V231H150ZM150 232H149V234H150ZM159 232H160V231H159ZM161 232L163 233V231H161ZM169 232H170V231H169ZM219 232H220V231H219ZM13 233H14V232H13ZM107 233H108V232H107ZM136 233H137V232H136ZM146 233L148 234V232H146ZM151 233H152V232H151ZM166 233H167V232H166ZM171 233H172V232H171ZM207 233H208V232H207ZM251 233H252V231H251ZM253 233H256V232H253ZM253 233H252V234H253ZM48 234H49V233H48ZM52 234H53V233H52ZM132 234H133V232H132ZM149 234H148V236H149ZM160 234H161V233H160ZM235 234H237V233H235ZM247 234H248V233H247ZM112 235L114 236L115 234H112ZM133 235H134V234H133ZM143 235H144V233H143ZM150 235H151V234H150ZM194 235H195V234H194ZM206 235H207V234H206ZM209 235H210V234H209ZM211 235H212V234H211ZM243 235H244V234H243ZM11 236H12V235H11ZM22 236H23V235H22ZM34 236H35V235H34ZM46 236H47V235H46ZM52 236H53V235H52ZM141 236H142V234H141ZM148 236H146V238H147ZM151 236H152V235H151ZM155 236H156V235H155ZM155 236H153V237H155ZM162 236H163V235H162ZM168 236H169V235H168ZM172 236H173V234H172ZM177 236H178V235H177ZM222 236H223V235H222ZM244 236H245V235H244ZM121 237H122V235H121ZM128 237H129V236H128ZM142 237H143V236H142ZM153 237H152V238H153ZM157 237H158V236H157ZM226 237H227V236H226ZM34 238H35V237H34ZM53 238H54V237H53ZM55 238H56V237H55ZM113 238H114V237H113ZM138 238H140V237L138 236ZM152 238H151V239H152ZM167 238H170V237H167ZM15 239H16V238H15ZM17 239H18V238H17ZM24 239H25V238H24ZM32 239H33V238H32ZM122 239H123V238H122ZM124 239H125V238H124ZM124 239H123V240H124ZM156 239H157V238H156ZM176 239L178 240V237H177ZM201 239H202V237H201ZM221 239H222V238H221ZM241 239H242V238H241ZM7 240H8V237H7ZM18 240H19V239H18ZM116 240H117V239H116ZM146 240H147V239H146ZM158 240H159V238H158ZM158 240H157V241H158ZM166 240H167V239H166ZM209 240H211V239H209ZM227 240H228V238H227ZM227 240H226V241H227ZM239 240H240V238H239ZM20 241H21V240H20ZM22 241H23V240H22ZM37 241H38V239H37ZM41 241H42V240H41ZM114 241H115V239H114ZM124 241H125V240H124ZM126 241H127V239H126ZM144 241H145V240H144ZM164 241H165V240H164ZM168 241H169V239H168ZM219 241H221V240H219ZM9 242H10V241H9ZM9 242H8V243H9ZM116 242H117V241H116ZM128 242H129V240H128ZM132 242H133V241H132ZM158 242H159V241H158ZM179 242H180V241H179ZM217 242H218V241H217ZM223 242H224V241H223ZM14 243H15V242H14ZM19 243H20V242H19ZM26 243H27V242H26ZM47 243H48V242H47ZM120 243H123V242L121 241ZM139 243H140V242H139ZM145 243H146V242H145ZM156 243H157V242H156ZM173 243H174V242H173ZM192 243H193V242H192ZM199 243H201V242H199ZM9 244H10V243H9ZM124 244H125V243H124ZM130 244H131V243H130ZM133 244H135V243H133ZM143 244H144V243H143ZM175 244H176V243H175ZM178 244H179V243H178ZM181 244H182V243H181ZM214 244H215V243H214ZM218 244H219V245H222L223 243L220 244V243L218 242ZM226 244H227V243H226ZM99 245H100V244H99ZM128 245H129V244H128ZM141 245H142V243H141ZM160 245H161V244H160ZM179 245H180V244H179ZM179 245H178V246H179ZM205 245H206V243H205ZM223 245H224V244H223ZM17 246H18V245H17ZM22 246H23V245H22ZM35 246H36V245H35ZM57 246H58V245H57ZM131 246L133 247L132 244L130 245V247H131ZM155 246H156V245H155ZM155 246H154V247H155ZM230 246H232V245H230ZM234 246H235V245H234ZM6 247H7V246H6ZM26 247H27V246H26ZM37 247H38V246H37ZM117 247H118V246H117ZM119 247H121V246H119ZM132 247H131V248H132ZM145 247H146V246H145ZM200 247H203V245L200 246ZM219 247H220V246H219ZM232 247H233V246H232ZM232 247H231V248H232ZM35 248H36V247H35ZM147 248H148V247H147ZM178 248H179V247H178ZM198 248H199V247H198ZM207 248H208V246H207ZM210 248H211V247H210ZM220 248H221V247H220ZM20 249H21V248H20ZM110 249H111V248H110ZM120 249H121V248H120ZM132 249H134V248H132ZM135 249H137V248L135 247ZM142 249H143V251H144V247H142ZM142 249H141V250H142ZM151 249H152V248H151ZM184 249H186V248H184ZM193 249H194V247H193ZM208 249H209V248H208ZM215 249H218V248H216V246H215ZM221 249H222V248H221ZM12 250H13V249H12ZM111 250H112V249H111ZM154 250H155V249H154ZM178 250H179V249H178ZM205 250H206V248H205ZM205 250H203V251H204V252L208 251V250H206V251H205ZM223 250H224V249H222V252H223ZM101 251H102V250H101ZM137 251H138V249H137ZM184 251H185V250H184ZM212 251H213V250H212ZM217 251H218V250H217ZM225 251H226V247H225ZM227 251H228V250H227ZM227 251H226V252H227ZM230 251H231V250H230ZM261 251H262V250H261ZM190 252H191V251H190ZM195 252H196V251H195ZM209 252H210V251H209ZM213 252H214V254H215V256H216V253H215L216 251H213ZM213 252H212V253H213ZM125 253H126V252H125ZM145 253H146V252H145ZM157 253H158V251L155 252L156 255H157ZM173 253H174V252H173ZM196 253H197V252H196ZM219 253H221V252L219 251ZM21 254H22V253H21ZM136 254H137V253H136ZM202 254L204 255L203 252H202ZM209 254H210V257H211V253H209ZM217 254H218V253H217ZM257 254H258V253H257ZM132 255H133V254H132ZM146 255H147V254H146ZM206 255L208 256V254H206ZM212 255H213V254H212ZM218 255H219V254H218ZM258 255H259V254H258ZM152 256H153V255H152ZM180 256H181V255H180ZM191 256H192L191 258H193V255H191ZM215 256H214V257H215ZM250 256H251V255H250ZM132 257H133V256H132ZM145 257H146V256H145ZM145 257H144V258H145ZM155 257H156V256H155ZM198 257H200V256H198ZM208 257H209V256H208ZM217 257H218V256H217ZM157 258H158V257H157ZM185 258H186V257H185ZM185 258H184V259H185ZM200 258H201V257H200ZM200 258H198V259H200ZM212 258H213V257H212ZM263 258H264V257H263ZM155 259H156V258H155ZM180 259H181V258H180ZM201 259H203V257H202ZM204 259H206V258H205V255H204ZM240 259H241V258H240ZM242 259H243V258H242ZM139 260H140V259H139ZM176 260H177V259H176ZM194 260H196V258H194ZM208 260H210V258H209ZM259 260H260V259H259ZM262 260H264V259H262ZM124 261H125V260H124ZM124 261H123V262H124ZM126 261H127V260H126ZM156 261H157V260H156ZM181 261H182V260H181ZM181 261H180V262H181ZM199 261H200V260H199ZM182 262H183V261H182ZM182 262H181V263H182ZM187 262H188V261H187ZM200 262H202V261H200ZM215 262H217V261H215ZM215 262H214V263H215ZM239 262H240V260H239ZM261 262H262V261H261ZM261 262H260V263H261ZM143 263H144V262H143ZM203 263H204V260H203ZM205 263H206V262H205ZM122 264H123V263H122ZM126 264H127V263H126ZM144 264H145V263H144ZM158 264H159V263H158ZM185 264H186V263H185ZM207 264H208V263H207ZM240 264H241V263H240Z\"/></svg>",
  "mask_w": 264,
  "mask_h": 264
}]
</instances>
